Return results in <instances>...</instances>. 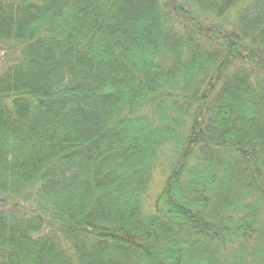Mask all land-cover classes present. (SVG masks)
Listing matches in <instances>:
<instances>
[{
	"label": "trees",
	"instance_id": "obj_1",
	"mask_svg": "<svg viewBox=\"0 0 264 264\" xmlns=\"http://www.w3.org/2000/svg\"><path fill=\"white\" fill-rule=\"evenodd\" d=\"M0 264H264V0H0Z\"/></svg>",
	"mask_w": 264,
	"mask_h": 264
},
{
	"label": "rangeland",
	"instance_id": "obj_2",
	"mask_svg": "<svg viewBox=\"0 0 264 264\" xmlns=\"http://www.w3.org/2000/svg\"><path fill=\"white\" fill-rule=\"evenodd\" d=\"M11 43L0 42V71H4L11 63L17 62L20 58V50L12 49Z\"/></svg>",
	"mask_w": 264,
	"mask_h": 264
}]
</instances>
